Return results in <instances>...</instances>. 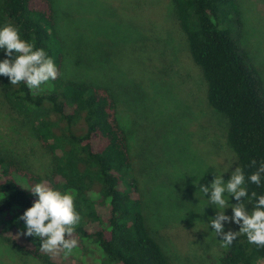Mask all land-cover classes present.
<instances>
[{"label": "trees", "instance_id": "trees-1", "mask_svg": "<svg viewBox=\"0 0 264 264\" xmlns=\"http://www.w3.org/2000/svg\"><path fill=\"white\" fill-rule=\"evenodd\" d=\"M170 2L177 32L188 41V56L204 78L207 101L227 119L226 140L245 173L251 212L259 195H264V177L260 186L247 179L256 170L250 162L255 159L258 166L264 161V79L239 39L238 2ZM5 23L19 26L24 39L44 48L60 75L35 94L25 83L11 85L8 77L0 75L5 102L30 124L36 144L46 151L39 171L14 153L0 152V259L9 264H35L33 260L60 264L41 251L40 238L25 235L22 242L16 237L27 231L19 217L38 199L26 187L46 182L77 193L75 204L82 219L74 232L78 248L72 255L83 264L84 256L90 257L87 264L96 259L102 264H174L146 214L149 189L159 181L161 170L168 172L170 167L155 154L159 139L152 140L144 131L133 144L110 82L66 74L72 49L78 48L80 39L90 38L76 32L71 42L67 40L54 0H0V26ZM104 49L102 70H108L111 59L118 73L130 49L134 66L123 72L141 86V41L110 43ZM0 52L5 59L6 53ZM202 133L198 146L204 141ZM253 191L256 198L251 197ZM17 256L24 261L19 263ZM260 260L264 261V247L250 244L245 235L236 238L220 258L221 264Z\"/></svg>", "mask_w": 264, "mask_h": 264}, {"label": "rangeland", "instance_id": "rangeland-1", "mask_svg": "<svg viewBox=\"0 0 264 264\" xmlns=\"http://www.w3.org/2000/svg\"><path fill=\"white\" fill-rule=\"evenodd\" d=\"M54 2L60 29L67 40L71 42L76 32L90 38L80 39L78 48H71L66 74L110 82L118 95L120 115L130 129L133 144L142 139L144 131L150 132L152 140L159 139L155 154L165 158L170 167L168 172L161 170L159 181L149 189L146 214L149 225L158 230L171 261L221 264L226 248L221 246L222 237L211 227V219L219 209L207 205L211 192L206 197L199 189L210 187L217 174L229 180L239 165L226 140L227 119L207 101L204 78L188 56V41L182 32H177L170 0ZM237 2L242 20L239 39L264 79V0ZM138 41H141V86L123 72L134 62L135 55L130 49L125 53L120 73L113 68L116 65L110 58L108 70H102V52L107 44ZM148 54L151 58L147 60ZM201 131L204 141L198 143L199 147L196 140ZM0 152L14 153L38 171L43 169L46 159V151L36 144L30 124L5 102L1 89ZM241 200L250 212L245 197ZM236 203L239 201L234 196L229 198L230 205ZM225 214L231 217L233 209L226 208ZM223 223L225 232L240 229L235 221ZM24 233H16L22 242H26ZM50 255L60 264H83L80 257H65L62 251ZM84 257L88 262L90 257ZM16 258L19 263L24 261L20 256ZM32 262L41 264L37 260ZM0 264L9 263L0 259ZM94 264L102 262L96 259Z\"/></svg>", "mask_w": 264, "mask_h": 264}, {"label": "clouds", "instance_id": "clouds-1", "mask_svg": "<svg viewBox=\"0 0 264 264\" xmlns=\"http://www.w3.org/2000/svg\"><path fill=\"white\" fill-rule=\"evenodd\" d=\"M0 50L6 53V58L0 60V75L8 77L11 85L25 83L35 94L60 75L54 58L44 48H37L34 40L24 39L19 26L15 24L5 23L0 26ZM250 167L256 170L247 179L260 186L264 177V161H260L257 166V161L253 159ZM26 188L34 196H38V199L19 217L26 223L27 231L24 234L40 238V249L43 252L58 254L62 251L65 257L72 255L78 248L74 232L82 219L75 204V190L61 191L46 182ZM199 191L206 197L211 192L207 205L212 204L219 209L215 218L211 219V227L217 236L222 237V247H229L240 235H245L250 244L264 247V195H259L256 199L254 210L249 212L246 209V202L241 198L246 197L248 202L251 199L241 167L237 166L227 181L223 174H217L210 187L202 186ZM232 196L239 203L230 205L229 198ZM251 197L256 198L257 193L253 191ZM228 207L233 209L231 217L225 214ZM224 221H235L240 225L239 231L225 232Z\"/></svg>", "mask_w": 264, "mask_h": 264}]
</instances>
